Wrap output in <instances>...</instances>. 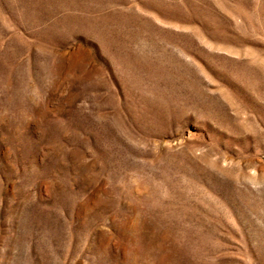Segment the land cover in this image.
I'll return each instance as SVG.
<instances>
[{
    "label": "rangeland",
    "instance_id": "374dc122",
    "mask_svg": "<svg viewBox=\"0 0 264 264\" xmlns=\"http://www.w3.org/2000/svg\"><path fill=\"white\" fill-rule=\"evenodd\" d=\"M0 264H264V0H0Z\"/></svg>",
    "mask_w": 264,
    "mask_h": 264
}]
</instances>
